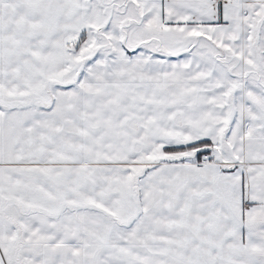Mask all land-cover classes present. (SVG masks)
I'll return each mask as SVG.
<instances>
[{
	"label": "snow or ice",
	"instance_id": "snow-or-ice-1",
	"mask_svg": "<svg viewBox=\"0 0 264 264\" xmlns=\"http://www.w3.org/2000/svg\"><path fill=\"white\" fill-rule=\"evenodd\" d=\"M0 264H264V0H0Z\"/></svg>",
	"mask_w": 264,
	"mask_h": 264
}]
</instances>
